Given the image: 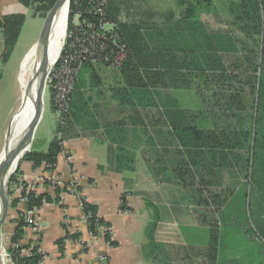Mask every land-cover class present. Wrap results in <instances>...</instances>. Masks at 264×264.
Here are the masks:
<instances>
[{"label": "trees", "instance_id": "obj_1", "mask_svg": "<svg viewBox=\"0 0 264 264\" xmlns=\"http://www.w3.org/2000/svg\"><path fill=\"white\" fill-rule=\"evenodd\" d=\"M17 1L31 7L36 0ZM87 6L91 7L88 0H70L68 29L73 28L71 20L76 9ZM176 8L177 12L168 11L160 23H120L114 27L120 42L126 46L127 57L117 68L92 60L82 64L76 75L68 120L94 121L93 100L88 92L100 89L97 66L111 68L118 77H108H112L113 83L114 78L118 81L108 88L109 97L120 106L132 109L133 128L126 132L122 128L106 130V135L114 134L124 142L126 134L127 143L134 148L139 145L140 136L147 135L145 144L149 147L159 142L158 150L151 148L143 152L142 157L154 180L177 187L196 214L201 225L195 230L198 243L207 250L211 264H264V0H231L225 15L226 27L221 30H210L201 19L204 13L217 12L213 0H176ZM106 17L111 19L108 0ZM81 18L94 24L98 21L96 16L84 12ZM24 22L22 14L0 17V30L4 34L0 44L2 62L8 60ZM100 34L101 42L109 51L113 48L114 33L100 30ZM228 54L241 57L243 64L237 67L238 71L226 64L224 56ZM80 76L81 83L78 82ZM204 87L219 99L226 121H208L202 115L203 110L181 106L173 93L192 88L198 91ZM49 92L55 112L53 93ZM97 93L100 95V91ZM150 110H157L163 117V130L143 126L139 115ZM199 118H204L206 125ZM66 126L58 125L45 152L31 150L21 160L54 169L63 149L58 134H63ZM156 132L162 138L159 141L151 139ZM115 163L133 171L135 153L116 154ZM224 171L237 173L236 186L223 185ZM16 172L11 183H15ZM62 193L64 189L58 187L53 189L54 196L22 190L28 210L47 202L59 203ZM80 201L83 213L89 214L88 230L97 234V226L104 227V240L115 246L110 225L100 218L97 207L83 196ZM125 205L122 203V209H127ZM147 207L153 210V216L146 229V256L147 252L151 254L152 248L161 247L153 238L158 212L151 202H147ZM15 221L16 230L8 248L10 257L15 264H39L43 254L38 246L32 247L29 255H21L31 244H19L27 226L24 216L19 214ZM230 235L235 241L239 237L244 241L243 254L238 252L241 250L239 242L227 245ZM75 236L66 232L58 239L60 250L64 248L65 238ZM234 250L237 252L228 255ZM162 254L165 251L161 249L159 255ZM165 259L168 258L165 256Z\"/></svg>", "mask_w": 264, "mask_h": 264}, {"label": "crops", "instance_id": "obj_2", "mask_svg": "<svg viewBox=\"0 0 264 264\" xmlns=\"http://www.w3.org/2000/svg\"><path fill=\"white\" fill-rule=\"evenodd\" d=\"M164 1L108 0L110 21L114 26L120 23H160L164 21L168 11L177 12L176 7L160 10L158 5ZM29 11H31L30 6H25L17 0H0V17L11 14H22L25 17L18 41L6 62L1 61L3 48L0 47V97L4 94L3 89L9 88V85L2 84L3 81L11 82L10 87L12 84L14 94L16 89L18 91L17 71L19 60L23 55L19 60L13 61V54L19 45ZM36 40L37 38L30 46ZM3 41L4 34L0 30V44ZM97 70L101 73V76L99 75L101 84L100 89H94L95 92L100 91V95L96 93L93 99L94 121L88 123L69 118L63 133L65 144L58 154L55 168L47 169L44 164L35 166L28 160H21L18 164L15 174V184H18V189L10 191L6 211L2 213L0 210L1 264H15L8 253V248L16 230L15 220L26 210V206L19 201L21 185H33L40 193L46 192L54 196L53 189L45 183V180L49 181L54 174L74 179L80 196H70L64 203L47 202L38 208L36 219L41 231L37 243L44 254L40 264H98L100 255H105L108 264H197L194 259L195 247L196 245L203 247V245L198 243L195 232L201 226L196 214L180 196L177 187L154 180L142 157L143 152H148L151 148L158 150L159 142L158 145L149 147L145 144L148 140L147 135L140 136L137 142L139 145L134 148L129 142L127 143L126 134L122 139L124 142L114 134L109 137L106 135V130L115 128H122L125 132L130 131L133 128L132 109L120 106L116 100L109 97L108 88L118 80L114 78L113 83L112 77L108 76H117V74L102 64L97 66ZM173 93L177 96L176 92ZM48 95L49 106L54 114L50 92ZM140 119L145 123L146 120ZM57 127L58 120L56 121L54 116H50L47 125L42 115L33 136H44V143L34 149L30 141L32 150L45 152L56 134ZM151 127L163 130V117L158 114ZM151 127L147 125L146 129ZM155 134L152 135V140L162 139L160 134L157 132ZM125 152L135 153L133 171L122 169L115 163L116 154H125ZM65 153L71 156V162L66 161ZM81 196L94 204L100 218L108 222L111 238L116 242L115 246H110L103 236L92 234L88 230L82 217ZM147 202H151L158 212L159 220L153 238L161 247L155 250L152 248L151 254L147 252L146 256L144 252V247L148 243L146 229L153 216V210L147 207ZM122 203L126 204L127 209H122ZM66 217L80 221L82 243L71 244L61 251L56 241L63 236V220ZM24 228V236L19 244H32L34 232L29 227ZM161 249L165 254L159 255ZM165 256L168 259H165Z\"/></svg>", "mask_w": 264, "mask_h": 264}, {"label": "built area", "instance_id": "obj_3", "mask_svg": "<svg viewBox=\"0 0 264 264\" xmlns=\"http://www.w3.org/2000/svg\"><path fill=\"white\" fill-rule=\"evenodd\" d=\"M88 3L91 4V7L87 6L83 9L78 7L73 14L71 20L73 28H67L66 37L60 49L59 57L55 61L45 81V90H52L53 93V104L60 127L67 125L70 99L74 89L76 75L82 64L86 60H92L117 68L121 66L128 54L125 44L120 42L118 34L115 32L113 22L106 17L107 0H88ZM83 12L88 16H96V18H98L97 23L94 24L89 19H82L81 15ZM75 16L78 18L77 22H74ZM100 30L114 33L111 40L113 48L109 51H106V45L101 42L102 35L100 34ZM58 136L61 146L64 147L65 140L62 132H60ZM65 158L67 162H71V156L69 154L65 153ZM11 185L13 190L18 189V184L11 183ZM49 187H51V189L56 187L64 189V193L60 196L59 203L66 202L70 196H80L77 182L71 177L68 178L54 174L49 180ZM20 189L19 201L25 206L27 199L22 196V190L40 193L33 185L22 184ZM37 214L38 208L30 210L26 208L23 214L25 222L27 223L26 227H29L34 232V241L30 248L21 251V255H29L31 248L38 246L37 240L40 235L41 227L36 219ZM88 216L89 214L86 213L82 215L86 224ZM79 224L80 221L68 217L64 218L63 236H65L66 232L70 235H76L75 237H67L63 240L65 248H68L71 244L81 245L82 236L80 235ZM97 229V234L103 236L106 229L102 226H97ZM38 250L42 253L40 249ZM98 264H108L105 255L99 256Z\"/></svg>", "mask_w": 264, "mask_h": 264}, {"label": "rangeland", "instance_id": "obj_4", "mask_svg": "<svg viewBox=\"0 0 264 264\" xmlns=\"http://www.w3.org/2000/svg\"><path fill=\"white\" fill-rule=\"evenodd\" d=\"M214 1V8L217 11L216 13L213 14H202L201 15V19L204 21V23L207 25V27L210 30H221V29H225L226 27V16L227 15V6L228 3L231 0H213ZM56 0H36L35 3L31 6V11H29L28 15H27V22L25 24L24 30H23V34L21 36V39L19 41V45L17 46L16 50L14 51L13 54V61L19 60V58L21 57V55H23V57L21 58L20 63V69H21V65L22 62L27 54V52L31 49L32 46L31 43L33 42V40H35L36 38L38 39L40 36V32H41V28L44 24L45 19L47 18V16L49 15L51 9L53 8L54 4H55ZM70 7V1H69V6H68V15H67V24H66V29L68 28L69 25V21H68V17H69V10ZM176 7V0H165L163 3L158 5V8L160 10H169V9H173ZM78 18L75 16L74 18V22H77ZM35 43V42H34ZM33 43V44H34ZM32 44V45H33ZM30 46V48H29ZM25 53V54H24ZM225 62L228 66L230 67H235V70L238 71V66H242L243 61L241 59V57L238 55H233V54H228L224 56ZM20 71V70H19ZM19 71H17V75L19 73ZM101 76V73H99L98 71V76ZM103 75V74H102ZM105 78V77H104ZM82 76L78 77V82H82ZM88 83V80L86 81ZM10 83L9 80L7 81H3V85L4 86H8L9 88H4L3 92L4 94L0 97V150L1 147L3 145V143L7 140V129L9 128L11 119L13 114L15 113V111L17 110L18 107V101H19V94H20V90L18 88V91L15 90V94H14V89L12 87H10ZM94 86V85H93ZM96 93L95 90L91 91L90 93L88 92V95L92 97V100L96 97ZM49 90L46 89L45 93H44V105H43V112L42 115H44V122L45 124L48 125L49 121H50V116H54L56 121L58 120L56 113L54 112V114H52L53 110L50 109L49 106ZM177 94V98L179 99V102L181 103V106H185L188 108H200L201 110H203V114L205 115L208 121H219L220 123L224 122L227 120L226 116L224 115V109L223 106L221 105L220 101H218L219 99L217 97L213 96V93L211 90H209L208 88H203L202 90H195L194 88L190 89V90H178L176 91ZM18 98V99H16ZM107 109V108H104ZM109 111V110H107ZM111 112V110H110ZM157 110H150V111H143L141 112L139 115L140 118H142L145 123L143 126H149L151 127L153 122H155V118L158 115L157 114ZM115 113L112 111V115H114ZM43 118V117H42ZM200 122L205 124L206 120L204 118H199ZM206 125V124H205ZM45 130H43L44 133ZM42 133V134H43ZM46 135V134H43ZM44 143V136H36L34 137L32 135V139H31V144L33 146V148L35 149V147H39L40 145H42ZM30 144V146H31ZM29 146V148H30ZM32 146L30 148V151L32 150ZM28 148V150H29ZM22 159V158H21ZM21 159L19 160V162L21 161ZM223 185L226 187H233L236 186L239 182V177L237 175L236 172L234 171H224L223 174ZM11 181L8 184L7 190H6V195L10 194L11 191ZM3 204V203H2ZM231 232V231H230ZM230 239L227 240V245H238L239 242V247L241 250H239L238 252L240 253H244V241L242 242V240L240 239V237L238 238V241L235 239H233L232 235H230ZM236 238V237H235ZM237 250L231 251L228 253V255H231L233 253H236ZM207 250L203 247H201L200 245H196L195 247V251H194V256L196 259V263L197 264H211L210 259L208 257L207 254ZM0 264H1V257H0Z\"/></svg>", "mask_w": 264, "mask_h": 264}, {"label": "bare ground", "instance_id": "obj_5", "mask_svg": "<svg viewBox=\"0 0 264 264\" xmlns=\"http://www.w3.org/2000/svg\"><path fill=\"white\" fill-rule=\"evenodd\" d=\"M68 5L69 0H64L53 20L45 43L37 39L27 52L21 69L19 65L18 71H20L17 75V85L20 90L19 101L17 110L13 114L9 128L7 129L8 138L0 150V185L2 182L5 184V177L10 166V151L15 149V155L19 159L24 152L28 151L30 146L32 136L25 138L23 141H20V138L30 127L38 113L36 99L39 77L47 78L51 68L59 57L60 49L66 37ZM3 199L4 196L0 200V210Z\"/></svg>", "mask_w": 264, "mask_h": 264}, {"label": "water", "instance_id": "obj_6", "mask_svg": "<svg viewBox=\"0 0 264 264\" xmlns=\"http://www.w3.org/2000/svg\"><path fill=\"white\" fill-rule=\"evenodd\" d=\"M63 1L64 0H56L53 8L51 9V11L49 13V15L45 19L44 24H43V26L41 28L40 36L38 38L40 42H44L45 43V41L47 39V36L49 35L53 20H54V18L56 16L57 12L59 11ZM45 81H46V77L45 78H42L41 76L39 77L37 99H36V102H37V105H38V113L35 116V119L32 121L30 127L26 130V132L20 138V141H23L25 138L34 135L35 129L37 127V124H38V122H39V120H40V118L42 116L43 105H44ZM29 151L30 150H28L27 152H29ZM27 152H24L23 155L21 156V158ZM21 158L18 159V156L15 155V149H12L10 151V154H9V165L10 166H9L8 171H7V175L5 177V184H4V182H2L1 185H0V200L4 196V199L1 202V212L2 213H4L6 211L7 204H8V196H9V194L6 195V197H5L8 184H9L12 176L14 175L15 171L17 170L18 164H19V160Z\"/></svg>", "mask_w": 264, "mask_h": 264}]
</instances>
